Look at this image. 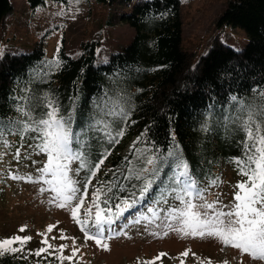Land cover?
I'll return each instance as SVG.
<instances>
[{
    "label": "trees",
    "instance_id": "obj_1",
    "mask_svg": "<svg viewBox=\"0 0 264 264\" xmlns=\"http://www.w3.org/2000/svg\"><path fill=\"white\" fill-rule=\"evenodd\" d=\"M45 1L25 0L31 9ZM94 1L107 9L105 24L120 23L133 29L132 40L100 64L96 63L98 41L81 43L77 57L68 55L63 46L54 57H48L40 44L28 51L3 53L0 121H22L25 117L17 111L18 106L31 107L35 114L42 110L37 106L45 95L54 99L61 115L73 117V132L80 133L90 163L95 164L105 150L110 153L86 190L95 191L111 181V192L101 207L113 210L133 192L139 196L138 187L131 185L140 182L124 179L130 167H140L139 150L148 149L145 155L157 156L177 150L203 194L219 185L221 166H231L238 174L234 160L242 155L244 135L237 119L243 114L238 109L241 105L264 106V0H229L216 25L239 27L247 42L241 48L214 43L195 67L189 66L188 56L180 48L179 0ZM12 9L11 0H0V25ZM53 60L59 61L58 67L50 63ZM105 105L123 107L128 113L126 121L104 116ZM101 119L111 124L113 133L123 128L118 143L109 144L98 130L95 122ZM5 139L8 143H0V155L16 146L46 158L35 149L36 141L30 136L6 135ZM72 146L74 150L78 147L75 139ZM78 166L79 162L71 164L70 175L82 194L89 173L87 169L76 173ZM167 172L165 165L161 178ZM214 179L216 185L211 183ZM157 185L133 209L115 218L111 228L106 225L104 237L123 232L130 223L145 226L151 221L150 208L164 214L169 207L178 206L171 195L167 203H157L164 190L161 186L157 191ZM88 231H96L91 220ZM15 257L12 253L0 255V264H27Z\"/></svg>",
    "mask_w": 264,
    "mask_h": 264
},
{
    "label": "rangeland",
    "instance_id": "obj_2",
    "mask_svg": "<svg viewBox=\"0 0 264 264\" xmlns=\"http://www.w3.org/2000/svg\"><path fill=\"white\" fill-rule=\"evenodd\" d=\"M11 1L13 9L0 25V55L28 51L40 44L48 57H54L61 46L68 55L77 57L81 43L98 41L96 63L100 64L111 53L126 46L134 36L133 29L125 24H105L107 9L94 0H67L66 3L46 0L35 9L29 8L25 0ZM228 1L179 0L180 48L187 54L190 67H195L200 56L214 43L241 48L247 42L239 27L226 25L218 28L216 25ZM17 148L4 149L0 155V170L3 172L0 175L3 181L0 182V240L16 235L31 237L23 252L12 253L27 264H137L138 259L151 260L160 253L166 255L157 264H181V260L184 264H264L252 260L247 254L242 255L238 249L225 246L214 237H182L171 230L164 235V214L160 213L154 223L149 221L145 226L130 223L124 226L123 232L105 238L104 242L108 244L105 250L85 237V225L76 223L69 207H58L59 201L55 199L51 186L37 179L41 176L38 169L46 163V158L34 155L27 147H20V155L16 156ZM220 170L219 185L209 189L204 196L208 202L219 200L221 204L229 205L233 200L234 186L245 178L235 173L231 166L223 165ZM111 186V181H107L99 188L100 205L110 194ZM96 189L86 190V196L77 193L84 199L78 217L88 221L87 230L89 215L95 214L92 201ZM77 202L73 200L72 206ZM50 225L54 226L52 232L47 231ZM22 227L24 232L19 231ZM45 238L51 247L42 244ZM61 245L66 246L62 252ZM13 247L20 245L14 244ZM41 247L48 248V251L35 255ZM74 247L79 251L72 261L58 259L59 255H71ZM185 251H189L187 257L182 256Z\"/></svg>",
    "mask_w": 264,
    "mask_h": 264
},
{
    "label": "snow or ice",
    "instance_id": "obj_3",
    "mask_svg": "<svg viewBox=\"0 0 264 264\" xmlns=\"http://www.w3.org/2000/svg\"><path fill=\"white\" fill-rule=\"evenodd\" d=\"M50 63L55 67L59 66L58 60H53ZM231 99L236 101L237 98L233 96ZM37 107L42 110L34 114L31 107L26 110L25 106L20 105L17 107V111L25 117L24 120L0 121V143H8L5 139L6 135H19L21 139L30 136L36 141L35 149L46 156V163L38 169L41 176L37 179L51 186V191L55 193V199L59 201L58 207H69L71 216L76 223L85 225L83 231L88 240H94L97 246L107 250L108 244L104 242L105 226L110 228L115 218L129 209H133L150 193L159 180L157 191L161 186L164 190L160 191L157 203L161 201L167 203L169 195L178 202V206L169 207L164 213L162 221L166 229L164 235H167L168 230H171L182 237H214L225 246L238 249L242 255L247 254L254 261L264 262V106L241 105L238 109L243 114L237 119L240 120L239 128L244 135L241 137L242 155L234 160V164L238 175L245 179L238 181L234 186L233 200L229 205H223L219 200L208 202L205 199L203 189L197 186L196 180L190 174L188 163L177 150L168 151L167 155L160 156L145 155L149 151L148 149L139 150L137 162L140 167H130L128 174L124 177L128 181L140 182L139 186L131 185L133 189L138 187L139 196L137 197L133 192L130 198H125L117 203L113 210L112 207H101L99 202L101 189L97 188L92 201L95 214L94 216L89 215V219L96 229L95 233H90L87 230L88 221H82L78 217L84 199L83 196H77L80 188L76 186L77 182L70 175L73 171L71 164L79 162V166L75 169L76 173L88 170L89 175L85 178L84 195L86 196L87 186L91 184L92 179L110 153L105 150L95 164L90 163L82 150L83 143L80 133L73 132L71 114L68 117L61 115L55 100L47 95H45L43 103ZM102 111L104 116L119 118L122 121H126L128 117V113L123 107L115 105L112 107L105 105ZM95 124L98 126V130L104 133L109 144L118 143L124 135L123 128H119L113 133L111 124L103 119L97 120ZM74 139L78 145L75 150L72 146ZM19 155L20 149L17 148L16 156ZM125 159L127 160V158ZM129 163L131 164V161ZM165 165L168 167V172L164 173V178H161ZM47 176H50L51 179H45ZM14 178L18 179L19 177ZM211 183L216 185L217 180L214 179ZM73 200L78 201L75 206H72ZM197 201L200 202L197 203ZM104 203L107 204V201ZM149 212L151 213V222L154 223L156 219L160 218L159 212L155 208H150ZM53 228L54 226L50 225L47 231L52 232ZM19 231L24 232L25 228L22 227ZM31 239L29 236L16 235L0 240V255L23 252L24 245ZM14 244H19L20 247H13ZM42 244L51 247L47 238L42 240ZM64 247L66 246L61 245V252ZM47 251L48 248L41 247L35 252V255L40 256ZM78 251L79 249L74 247L71 255L67 257L59 255L58 259L61 262L72 261ZM165 255V253H160L151 260L145 261L138 259L137 264H157V261H160ZM188 255L189 251L182 253L183 257ZM181 264H184L183 260H181Z\"/></svg>",
    "mask_w": 264,
    "mask_h": 264
}]
</instances>
